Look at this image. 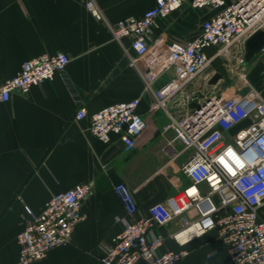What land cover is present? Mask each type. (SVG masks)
<instances>
[{
	"label": "crops",
	"instance_id": "crops-1",
	"mask_svg": "<svg viewBox=\"0 0 264 264\" xmlns=\"http://www.w3.org/2000/svg\"><path fill=\"white\" fill-rule=\"evenodd\" d=\"M87 1L0 0V82L15 76L28 59L57 53L70 58L64 75L0 103V264L18 262V236L27 223L25 206L38 215L52 195L91 183L92 192L82 204L85 219L76 227L72 241L33 264H102L105 246L129 220L114 184L125 182L134 190L140 213L145 214L190 183L181 167L193 151L184 150L174 141V133L164 130L168 117L130 66L134 53L127 55L113 40L107 25L87 11ZM95 1L112 24L141 15L156 3ZM211 15V11L187 3L160 21L150 52L139 64L150 68L159 51L172 41L191 40ZM125 44L128 46V41ZM252 63L251 68L260 75L252 82L264 94V55ZM219 71L224 75L218 84L220 92L227 97L237 95L236 78ZM170 77L171 73L162 75L155 86H163ZM249 77L252 79V74ZM202 86L200 79L190 89ZM133 99H139L137 111L147 127L132 151L125 150L118 136L105 144L92 135L94 113ZM83 106L88 116L78 121L76 113ZM248 124L244 121L230 134ZM226 141L231 142L230 136ZM179 229L178 220L157 229L166 238L161 253L187 249L189 253L180 264H232L216 231L182 246L170 237Z\"/></svg>",
	"mask_w": 264,
	"mask_h": 264
},
{
	"label": "built area",
	"instance_id": "built-area-1",
	"mask_svg": "<svg viewBox=\"0 0 264 264\" xmlns=\"http://www.w3.org/2000/svg\"><path fill=\"white\" fill-rule=\"evenodd\" d=\"M187 3L212 15L191 40L172 41L155 55L150 68L144 69L139 62L149 54L159 22ZM86 9L107 25L113 40L127 55L134 53L130 66L168 117L164 130L172 131L174 141L184 150L193 151L181 167L189 185L151 206L145 214L140 213L134 190L125 182L114 184L129 220L105 246L101 263L180 264L188 250L161 253L166 238L157 231L178 220L180 229L170 237L180 245L216 231L232 264H264V94L247 75L244 59L246 40L255 31L264 30V0H156L143 14L115 24L107 21L95 0H88ZM215 60L233 65L232 73L241 72V84L247 89L244 95L227 97L218 86L207 85L211 76L220 72L212 69ZM69 63L65 53L24 61L15 76L0 82V103L64 75ZM166 73H171L169 81L157 88L155 83ZM200 79L203 86L191 90ZM261 79L264 87V68ZM139 103V99H133L94 113L92 135L105 144L118 136L125 150L132 151L147 127L137 111ZM193 103L200 108H191ZM87 116L86 107H80L76 119ZM244 121L249 124L231 135ZM227 136L231 142L226 141ZM91 192L92 184L86 182L56 193L38 215L25 206L27 223L18 236L17 264L42 261L53 249L70 243L76 227L85 219L82 204Z\"/></svg>",
	"mask_w": 264,
	"mask_h": 264
},
{
	"label": "water",
	"instance_id": "water-1",
	"mask_svg": "<svg viewBox=\"0 0 264 264\" xmlns=\"http://www.w3.org/2000/svg\"><path fill=\"white\" fill-rule=\"evenodd\" d=\"M264 49V30L255 31L245 42V65H250ZM224 79L221 72H216L208 80V86H218L219 82ZM191 108H200V105L193 103Z\"/></svg>",
	"mask_w": 264,
	"mask_h": 264
},
{
	"label": "rangeland",
	"instance_id": "rangeland-1",
	"mask_svg": "<svg viewBox=\"0 0 264 264\" xmlns=\"http://www.w3.org/2000/svg\"><path fill=\"white\" fill-rule=\"evenodd\" d=\"M218 62L217 63H214L213 64V68L212 69H217L218 67L225 73V74H230L232 75L233 77L236 78V80L238 81L237 83V95H244L246 92H247V89L242 86L241 84V81H240V71L238 72V74L235 72V73H232L231 72V68L233 65H231L229 62H226V63H223L221 60H217ZM249 67V70H247V75L249 76V74L251 75L252 74V79L251 81H254L253 78H257L258 76H260L256 71L255 69L251 68L253 67V63H251L250 65H247ZM252 69V70H251Z\"/></svg>",
	"mask_w": 264,
	"mask_h": 264
},
{
	"label": "trees",
	"instance_id": "trees-1",
	"mask_svg": "<svg viewBox=\"0 0 264 264\" xmlns=\"http://www.w3.org/2000/svg\"><path fill=\"white\" fill-rule=\"evenodd\" d=\"M217 62H218L217 60L214 61V63H217ZM214 63H213V64H214ZM217 69L219 70L220 68L218 67Z\"/></svg>",
	"mask_w": 264,
	"mask_h": 264
}]
</instances>
